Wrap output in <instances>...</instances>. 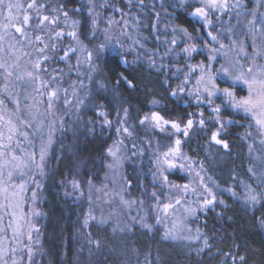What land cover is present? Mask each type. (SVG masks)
I'll return each instance as SVG.
<instances>
[{"label":"rangeland","instance_id":"1","mask_svg":"<svg viewBox=\"0 0 264 264\" xmlns=\"http://www.w3.org/2000/svg\"><path fill=\"white\" fill-rule=\"evenodd\" d=\"M13 2H19L26 8L30 0H13ZM218 2L223 6L206 9L208 15L204 18L191 14L195 7L204 6L201 0H187L184 4H181L180 0H80L83 10L80 15L74 10L64 8L63 0H37L38 4L45 6L40 9L39 14L50 18L55 16L58 18L57 23L51 25L45 22V25L36 29L34 27L38 23L36 11H29L28 14L32 19L27 32L32 42L30 44L25 42L23 51L29 55H21L18 61L15 55L11 58L5 55L12 36L4 35L3 29H0V35H4L0 45L5 49V53H0V57L7 59L9 64L16 65L10 69L13 76L7 79L0 70V91L3 85L8 83L13 98L19 100L18 111L15 110L13 103L6 101L5 106L0 108V114L4 115L5 120L11 118L21 132L29 133L31 144L18 134L14 139H20L26 153L35 152L36 163H40L41 141L35 129L43 120L44 139L46 141L49 135L52 139L44 160V175L57 139L63 137L66 132L73 134L76 130L84 129L88 124L93 131L104 129L108 134L112 133L113 140L105 150V168L101 173L100 181L90 180L83 183L82 179L73 177L66 182L67 194L79 201H87L84 221L87 219L88 224L83 223L84 226L97 222L103 226L109 225L112 231L118 232L130 230L137 225L153 232L155 226L150 218L152 213L156 218L155 223L157 221L163 226L166 238L198 242L201 247H206L203 230L196 222L200 213L216 205H228L227 197L240 201L251 210L256 209L261 203L263 199L261 192L262 190L264 192V179L261 178V174L264 173V142H262L264 131L255 125L249 114L223 105L221 99L214 98V103L211 105L203 100L198 102L197 96L203 94L206 98V93H203L202 86L197 84V80L201 74L202 64L211 65L216 71L224 65L237 74L238 70L232 68V64L238 61L246 68L251 64L252 57L264 50V35L261 34L264 32V26L259 24V19L264 15V0H218ZM189 4L192 7H189ZM179 8L188 9L189 14L202 23L203 30L193 34L179 25L175 20V10ZM253 11L256 14V23L250 25ZM64 12H67V17L63 15ZM2 22L0 17V23ZM10 31L14 33V30ZM56 32H62V36L56 37ZM209 32L217 37L215 41L208 35ZM36 35L41 36V41L35 40ZM17 38H19L18 34ZM173 40L175 44L172 43ZM102 43L108 44L102 57L116 53L126 58V65L132 70L144 65L161 74L164 79L168 77L166 81L171 86L170 95L175 93L177 101L191 106L193 110L191 117L166 118L156 109L163 103L160 100H153L151 109L141 112L139 109H133L116 92H109L113 100L112 107L110 109L106 107L97 98L98 94L105 93L101 92L100 88L105 87L106 82L99 66L102 57L96 58L94 52L97 45ZM221 44L224 48L220 47ZM44 45L48 47L43 56H47L48 59L42 62L41 67L46 71L39 73L38 80L29 79L26 73L34 72L32 65L37 59H42L38 50ZM193 45L196 51L189 56L183 49ZM19 47L17 45V48ZM73 47H76L77 51L61 61L64 52L70 51L69 49ZM213 48L219 51L212 52ZM89 51L94 53L91 61L88 60ZM210 55H215L216 59L210 61ZM256 61L258 64H264V59L259 56H256ZM17 74L24 75V78L17 80ZM41 81L47 82L49 87L42 88ZM237 85L246 93L237 95L234 88L236 98L246 97L247 86L242 83ZM111 87L117 89L116 83ZM53 89L58 91V95L53 98V108L49 112L47 93ZM217 105H221L219 114L212 111ZM125 109H127L126 118ZM101 112L104 113L103 116L99 115ZM153 112L158 113L165 120L179 123L181 128L192 119L193 127L188 130V135L184 136L182 132L176 133L170 124L165 125L163 131L156 128L150 120L142 125L140 121L145 116L151 117ZM217 115L225 124L220 131L221 135L231 132L233 127L241 129L237 134L246 149L244 162L241 164L247 169L249 178L241 176L231 168L227 170L226 175H223L225 178L222 180L217 177L221 172H212L214 166L224 162V157L216 155L217 149L213 146L217 145L209 137L204 143L206 157H200L190 151L192 144L197 148L202 139H199L200 135L208 136L206 126L215 123L216 128L213 132L219 129ZM32 117L36 119L33 120ZM20 119L29 121L33 127L26 128L20 124ZM105 119L110 123L106 124ZM200 119L205 121L203 126L199 124ZM124 128H128L131 135L125 133ZM0 129L4 131L5 136L8 135L2 121H0ZM176 139L181 140L179 155L169 156L168 159L173 160L177 167L169 168L164 162V153L176 147ZM109 149L116 152L115 157L109 154ZM180 165L184 167L181 168ZM129 166L138 169L128 170ZM143 166L152 182L148 187L149 195H146V198L138 195V184L133 182L131 174L133 171L138 175ZM32 171L35 183L32 176L23 178L27 182V187L23 194L25 202L17 213L19 216L22 212L24 216V219L19 221V234L14 236L12 229L7 227V216L0 223V228H4V231L0 232V248L6 253L8 264H11L13 258L18 264H36L35 260L40 252L39 219L42 211L39 207V188L44 175H40L39 170L34 166ZM174 174L183 175L185 180L179 182L173 177ZM165 176L167 180L164 179ZM74 183L78 184L77 188H74ZM185 185H188L187 190L184 189ZM205 186L211 189L216 197L215 202L206 208L202 207L203 199L208 195ZM249 188L253 190L259 201L255 205L245 203ZM177 200L180 201L179 204L176 203ZM220 201L223 203L221 204ZM0 202H3L2 197ZM165 204H172L173 207L165 211L163 207ZM191 209H195V212H191ZM2 214L0 212V215ZM29 234L31 240L28 239ZM207 245H209L208 241ZM29 248L32 250L31 260H29ZM11 249H16L15 253H12Z\"/></svg>","mask_w":264,"mask_h":264},{"label":"trees","instance_id":"2","mask_svg":"<svg viewBox=\"0 0 264 264\" xmlns=\"http://www.w3.org/2000/svg\"><path fill=\"white\" fill-rule=\"evenodd\" d=\"M77 1L67 0L71 4ZM175 20L193 34L203 30L202 23L194 19L188 9L175 10ZM113 63V69L110 67L108 72L110 81L116 83L117 89L121 91L116 93L133 109L146 112L151 109L153 100H160L163 103L156 109L166 118L191 117V106L182 104L170 95L171 86L166 81L168 77L164 79L161 74L151 69L127 70L117 64L116 60ZM122 77L132 81L133 86L126 85L127 81ZM218 83L222 87L231 84L229 81L219 80ZM234 88L237 95L246 93L239 85ZM110 93L97 96L109 109L112 107ZM215 128V123L206 126L208 136L200 135L199 139H202L197 148L190 145V149H194L190 150L193 154L206 157L204 143L208 137L211 138V132ZM79 130L73 134L66 132L57 139L39 188V207L42 211L39 219L41 246L36 264H232L231 258L225 253L237 252L246 257L247 264H264L263 190V199L254 210L227 197L228 205H216L200 213L196 222L209 243L206 247H201L198 242L166 238L163 226L157 221L155 223L156 218L152 213L150 218L155 226L153 232L137 225L130 230L118 232L112 231L109 225L103 226L97 222L84 226L87 201H79L67 194L66 182L73 177L82 179L83 183L90 180L100 181L105 168V150L113 136L104 129L93 131L88 124ZM240 131L241 129L233 127L231 132L219 135L221 139L228 141V150L218 145L213 146L217 149L216 155L224 157L223 165L221 163L212 168V172H221V175L217 174L221 180L225 178L223 175L228 173L229 168L243 177H250L241 164L244 162L246 149L237 134ZM129 169L138 168L129 166ZM138 173L137 175V172L131 171L133 182L138 184V195L148 196L151 178L144 166ZM173 177L179 182L185 180L180 174H174ZM96 241H99V247Z\"/></svg>","mask_w":264,"mask_h":264},{"label":"snow or ice","instance_id":"3","mask_svg":"<svg viewBox=\"0 0 264 264\" xmlns=\"http://www.w3.org/2000/svg\"><path fill=\"white\" fill-rule=\"evenodd\" d=\"M181 4L187 2V0H180ZM201 3L204 5L202 7H195L194 11L191 13L196 17H204L206 18L208 12L206 9H215L218 7H222L223 5L218 2V0H201ZM43 4H38L37 0H30L27 4L26 8H24L19 2H13V0H0V17H2V23H0V29H3L4 35H11L12 41L8 44L7 52L5 53V49L2 45H0V53H5L8 58H11L15 55L16 60L20 59L21 55H29V53L23 51L25 47V42L31 43V38L28 35L27 29L30 27V15L29 11H36V19L38 23L34 26L36 29H39L41 26L47 24L55 25L57 23V17H49L47 15L41 16L40 9L44 8ZM189 7H192L189 4ZM23 13V14H21ZM63 15L67 17V12H64ZM253 20L249 21L250 25L256 23V14L255 11L252 13ZM95 24V21H93ZM259 24L264 26V15L259 19ZM10 30H14V33ZM186 31V30H185ZM17 34L18 37L17 38ZM264 35V32L261 33ZM4 35H0V40H3ZM56 37L62 36V32H56ZM69 35H74V33H69ZM209 36L212 37V40L215 41L217 39L216 36L212 35L211 32L208 33ZM36 41H41V36H35ZM175 44V40L172 42ZM17 45L20 47L17 48ZM48 46L44 45V47L39 48V52L42 56V59H37L35 63L32 65L34 72H27L26 76L32 80L39 79V73L42 71H46V69L41 67L42 62L47 61L48 57L43 56L46 48ZM55 47V45H53ZM108 47L107 43H102L97 45L94 50L96 58H100L103 56L104 51ZM221 48H224V45H220ZM70 51H75L74 49H69ZM185 53L189 56L192 52L196 51V47L193 45L190 48L183 49ZM218 49L213 48L212 52H218ZM67 55V53H65ZM88 60L91 61L93 59V51L88 52ZM256 56H259L261 59H264V50L257 52L253 57L251 64H249L246 68L244 65H240L237 61L235 64H232L231 67L237 69V74H234L228 67L221 65L219 71L213 70L211 65L201 67V74L197 80V84L202 86L203 93H206V98L203 94L197 96V101L203 100L205 103L211 105L214 103V98L221 99L223 105H227L228 107L235 109L237 111L242 110L244 113L249 114L251 119L255 121V125L261 130L264 131V64H258L256 61ZM63 59V57L61 58ZM215 55H210L209 60H215ZM16 67L15 64H9L7 59L0 57V70L4 75V78L13 76V72L10 71L11 68ZM24 75L17 74L16 79L22 80ZM123 78V77H122ZM55 79V78H53ZM126 79V78H124ZM230 81V86L221 87L217 81ZM129 86H132L131 81H127ZM242 83L247 86L248 95L246 97L237 99L234 87L238 84ZM41 87L47 89L49 84L47 82L41 81ZM39 91V89H37ZM199 91V90H198ZM175 94V93H173ZM43 95V93H41ZM48 95V111L50 112L53 108V98L57 97L58 91L53 89L47 93ZM6 101L13 103L15 105V110H19V100L13 98V92L10 91V85L5 83L3 85L2 91H0V108L5 106ZM67 103V101H66ZM82 103V102H81ZM214 113H221V105H217L212 109ZM99 115H104V113H99ZM202 115V114H201ZM127 116V109H125V118ZM33 120L36 117H32ZM151 121L156 128H159L163 131L165 125L171 126L172 129L175 130L176 133H183L184 136L188 135V130L193 127V120L189 119L184 128H181L180 124L175 121L165 120L158 113L153 112L151 117L145 116L140 123L143 125L146 121ZM0 121L3 122V126L6 127L8 135L5 136V133L2 129H0V197H2V201L0 202V212L3 214L0 215V223L3 222L4 217H8L7 227L12 229L13 235L16 236L20 232V224L19 221L24 219L22 212L18 216V211L21 210L22 205L24 204V192L26 191L27 182L23 179L25 176H32L33 182L34 174L32 171V166H34L37 170H39L40 175H44L43 166L45 156L47 155L48 148L52 143L51 135H49L48 139L45 141L44 133H43V120L36 126V133H39L40 150H39V161L40 163H36V154L26 153L24 148L21 146L20 139H14V137L18 134L24 140H29V133L24 131L21 132L17 124L13 123L11 118L5 120L3 114H0ZM105 123H110L105 119ZM217 123L219 124V129L216 132L212 133L211 139L217 145H222L224 149H228L229 145L225 140L218 139L220 135V131L225 127V124L222 120H220L219 115H217ZM231 123V121H230ZM20 124H23L26 128H32L33 125L29 121L20 119ZM200 126L205 124L204 119L199 120ZM252 125H250L251 127ZM119 132L120 129L118 128ZM123 131L131 135L128 132V128H124ZM251 135V133H249ZM264 142V141H262ZM181 144L180 139L175 140L176 147L170 148L167 152L164 153L165 163L169 168H175L177 165L173 162V160L168 159L169 156H177L179 155V146ZM109 154L113 157L116 156V152H113L111 149L108 150ZM118 164L119 161L117 160ZM109 167H114V165H109ZM181 168L184 165H180ZM252 171V169H249ZM261 178L264 179V173L261 174ZM167 180V177H164ZM17 180L19 182L17 183ZM74 188L78 187L77 183L73 184ZM188 185L184 186V189L187 190ZM205 190L207 192V196L203 199L202 207L206 208L209 205H212L216 197L213 194L212 190L205 186ZM155 195V193H153ZM234 195V193H233ZM33 199H35V193L33 192ZM257 196L253 194V190L249 188L248 194L245 199L246 204L255 205L258 203ZM177 204L180 203L179 200L176 201ZM222 204L223 201H220ZM164 210L167 211L169 208L173 207L172 204H165ZM191 212H195V209H191ZM94 219V218H93ZM85 225L88 224V220L84 221ZM262 223H264V218H262ZM148 227V225H144ZM4 228H0V232H3ZM167 235V234H166ZM28 239L31 240V234H29ZM92 243V241H89ZM97 247H99V241L95 242ZM205 245L207 246V240H205ZM237 247L238 246H234ZM12 253H15L16 249H11ZM29 260L32 257V250L28 249ZM226 256H229L232 260V264H247L246 257L244 255H239L233 253H225ZM6 253L2 248H0V264H8V260L5 258ZM11 264H18L15 258L12 259Z\"/></svg>","mask_w":264,"mask_h":264},{"label":"flooded vegetation","instance_id":"4","mask_svg":"<svg viewBox=\"0 0 264 264\" xmlns=\"http://www.w3.org/2000/svg\"><path fill=\"white\" fill-rule=\"evenodd\" d=\"M63 3H64L63 4L64 8L70 9V10H74L76 12V14H78V15H80L83 12V10L81 8L80 0H78L75 4H71V3L67 2V0H63ZM73 48H76V47H73ZM76 51H77V48H76ZM62 57L63 56H61V58ZM61 58H60L61 61L65 60L64 58L63 59H61ZM115 60H116V63L119 64L120 66H122L123 68H125L127 70H132L131 67L126 65V58L120 57L116 53H109V54L105 55L104 57H102V59L100 60L99 66H100V71H101L102 77L104 78V80L106 82V85H105V87L100 88L101 92H121L119 89H113L111 87V86H114L115 83L110 81L111 77L108 74V72L110 71V67H111V70L113 69V66L115 65V63H113V62ZM115 69H116V71L118 70L117 66H116ZM136 69H140V70H143V71H148L149 70L144 65H139V66H137ZM119 76H122V74H120ZM123 79H124V77H123ZM125 80L126 81H130L129 79H127V77H126ZM108 83H109V85H108ZM126 85L129 86L128 83ZM132 85H133V83H132ZM173 97H175V95H173ZM111 101H113V100L111 99ZM187 105L188 104H186V106Z\"/></svg>","mask_w":264,"mask_h":264},{"label":"water","instance_id":"5","mask_svg":"<svg viewBox=\"0 0 264 264\" xmlns=\"http://www.w3.org/2000/svg\"><path fill=\"white\" fill-rule=\"evenodd\" d=\"M75 51H76V48H73ZM75 51H68V52H65V53H67V55H63V58H66L68 55H70V54H72L73 52H75ZM174 95V94H173ZM218 139H220L219 137H218ZM222 140H224V139H222ZM227 143H228V141L227 140H225ZM228 145H229V143H228ZM219 146H222V145H219ZM223 147V146H222ZM228 149H229V147H228ZM228 149H225V150H228Z\"/></svg>","mask_w":264,"mask_h":264}]
</instances>
